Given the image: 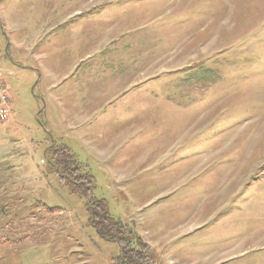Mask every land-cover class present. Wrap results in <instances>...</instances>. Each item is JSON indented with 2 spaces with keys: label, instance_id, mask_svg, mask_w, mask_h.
Instances as JSON below:
<instances>
[{
  "label": "rangeland",
  "instance_id": "374dc122",
  "mask_svg": "<svg viewBox=\"0 0 264 264\" xmlns=\"http://www.w3.org/2000/svg\"><path fill=\"white\" fill-rule=\"evenodd\" d=\"M63 11L78 25L56 26ZM60 27L75 34L69 48L54 45ZM42 32L49 43L34 47ZM107 70L116 114L83 118L125 135L103 164L98 145L50 140L44 125L65 88L78 100ZM66 71L53 102L42 79ZM60 147L85 168L71 181L44 163ZM96 199L149 246L139 264H264V0L0 1V264H122L93 225Z\"/></svg>",
  "mask_w": 264,
  "mask_h": 264
},
{
  "label": "crops",
  "instance_id": "0c3cea01",
  "mask_svg": "<svg viewBox=\"0 0 264 264\" xmlns=\"http://www.w3.org/2000/svg\"><path fill=\"white\" fill-rule=\"evenodd\" d=\"M58 1L72 3L74 0H55V3ZM76 1L83 2V0H76ZM61 8L67 9V6H64V7L61 6ZM102 13L103 12L101 13L98 12L97 14H102ZM72 18H74V15L72 14V12L63 11L61 15L57 18L56 26L59 27V26L67 25L66 27H69L68 24H71L72 26L78 25L74 21L70 22ZM104 24L105 22H101V27L98 29L99 31H97L98 34L100 33L104 34V32L107 31V29H104L103 27ZM66 27L65 28L60 27V30L54 31L55 33L53 34L54 45H56V47L59 49L69 48L66 45L67 44L72 45L74 40L76 39L75 34L68 36L69 32L67 31V29L69 28H66ZM101 28L103 29L101 30ZM108 31L110 32L114 30L110 29ZM89 32H87V34ZM72 33L73 31L70 32V34ZM5 35H6V32H5ZM38 35L40 37L37 38L36 40L37 42L33 45L34 47H36L40 43L46 42L47 40L49 43L50 34L46 35V37H44L43 32L42 34L38 33ZM5 41L6 42L9 41L10 43V40L7 38V36L5 38ZM90 42L91 41H86L85 44L86 43L89 44ZM10 44L13 46V49L15 50L16 55L23 54L18 49L21 47V44L19 43L18 40H14V41L12 40ZM24 45L26 44L24 43ZM2 60L5 62V65L8 68L10 66L17 65L14 62V59L12 61V59L10 58H2ZM18 60H19L18 63H22V64H24V62L29 63V61L23 62L22 60H25L24 58L22 59L20 58ZM109 66H112V65L109 64ZM25 67H28V68L20 69V70L32 71L34 79L38 78L39 73L43 76V71L41 70V68H29V66H25ZM7 71L10 74L14 73L12 70H7ZM116 75L117 73L115 71L114 72H109L108 70L105 71L102 74V76H100L101 81L98 82L97 88L94 90L83 91L81 97H80V92H79L78 100H76L77 98L74 97L76 93L75 94L71 93L70 86L65 88L67 93L70 95L65 97L66 102H64V104L62 105V109L59 110L58 119H55V118L51 119V117L49 119L48 117H46V122H45L46 124L44 125V127L47 130V133L49 132L48 134L51 135V138L58 139L64 145H67L65 143V140H70V139H75L83 145L96 144L98 145V146H95V150H94V155L96 156V159L101 161L103 164H107L108 160H111L114 154L113 140H115L117 137H120V135L122 139L125 136L122 132H119L121 127L116 130L115 127H113L114 125L112 123H105V125L102 128L103 131L100 130L97 133H93L94 130H92L90 127H87L83 118H84V114L91 115L92 112L93 114H99V113L108 114V115L116 114V113H113L116 110L115 107H113V103L122 93L120 87H118V82L116 83L115 81ZM66 77H68L67 71L66 73L62 72L59 78L56 76L50 75V73L44 76L45 79H42V80L46 82L45 96L50 98V100H52L53 102L58 101L57 100L58 98L54 92H56L59 89V87L65 81ZM102 83H106L104 88L101 87ZM76 103L82 104V107L80 108L81 110L79 112H76L75 108L74 107L72 108L71 106V104H76ZM96 106H98L97 109H96ZM51 138L50 140H53Z\"/></svg>",
  "mask_w": 264,
  "mask_h": 264
},
{
  "label": "trees",
  "instance_id": "16d2710c",
  "mask_svg": "<svg viewBox=\"0 0 264 264\" xmlns=\"http://www.w3.org/2000/svg\"><path fill=\"white\" fill-rule=\"evenodd\" d=\"M38 121H40L39 118ZM41 126L43 125L41 124ZM44 157V163H46V166L48 167L46 168L48 170L53 169V171L63 172L62 175H66L67 179L70 181L71 178L69 176V173L71 172V170H73V168L76 170H83L84 168L76 159V157L70 152L68 147H64L62 149L60 147L59 150H56V148H54L46 152L44 154ZM55 174L57 175V173ZM90 177L92 178L89 172L87 174H84V176H80V183L82 184L81 186L78 185V187H82L84 193L81 192V189H75L78 190L76 191L78 194L85 195L87 188L86 185L89 184L91 180ZM87 178L89 182H86ZM88 188L90 190L89 186ZM93 203L94 207L89 208V211H91V219L95 220L93 222V225L101 236L112 241H117L119 243L121 247L120 259L122 264H139V260L144 261V259L146 258L148 260L150 251L148 249L149 246L145 245L147 243H145L141 239V237L137 235V233H135L121 221L116 220L109 214V206L107 204V201L104 199H96L92 202V205ZM94 217L97 219V221L96 219H94ZM133 242L140 247H142V245H145V250L143 251L141 249H134L132 246ZM136 258H138L139 260H137Z\"/></svg>",
  "mask_w": 264,
  "mask_h": 264
},
{
  "label": "water",
  "instance_id": "95a60500",
  "mask_svg": "<svg viewBox=\"0 0 264 264\" xmlns=\"http://www.w3.org/2000/svg\"><path fill=\"white\" fill-rule=\"evenodd\" d=\"M50 137H51V135H50ZM53 139V138H52Z\"/></svg>",
  "mask_w": 264,
  "mask_h": 264
}]
</instances>
